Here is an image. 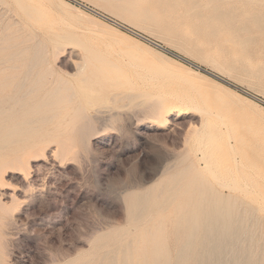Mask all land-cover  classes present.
<instances>
[{
    "label": "rangeland",
    "instance_id": "374dc122",
    "mask_svg": "<svg viewBox=\"0 0 264 264\" xmlns=\"http://www.w3.org/2000/svg\"><path fill=\"white\" fill-rule=\"evenodd\" d=\"M132 1L154 22L105 0H0V42L27 48L18 69L0 49V264H264V179L218 188L198 150L208 132L225 169L264 178V0ZM104 60L110 90L76 77ZM174 104L187 114L160 109Z\"/></svg>",
    "mask_w": 264,
    "mask_h": 264
},
{
    "label": "bare ground",
    "instance_id": "6f19581e",
    "mask_svg": "<svg viewBox=\"0 0 264 264\" xmlns=\"http://www.w3.org/2000/svg\"><path fill=\"white\" fill-rule=\"evenodd\" d=\"M105 1H107L108 3H112L113 4V6H115L118 10H121V11H123L124 13H127V14H129V15H132L133 17H136L138 20H141V21H146V20H150V21H152V20H154V17L151 15H149V14H147V13H145V12H143V11H140V10H138L137 8H135L134 6H133V1L132 0H105ZM152 22H154V21H152ZM158 23V22H157ZM6 27V26H5ZM2 28V27H1ZM4 29H6V28H4ZM7 29H8V27H7ZM249 29V28H248ZM240 31H243V32H245V33H247V32H254V33H259V32H261V31H259L258 29H255V28H253V29H251L250 31L248 30L247 31V29H245V28H241L240 29ZM4 34V33H3ZM20 37L21 36H16L15 34H12V33H10V34H7V35H5V36H3L2 37V39H1V42L3 43V45H0V49L1 50H4V51H7V50H9V55H8V57H7V59H6V61L7 62H9L10 64H12V67L14 68V69H18L19 68V66H18V62L19 61H22L21 59L24 57V54H25V51H26V49H25V47L23 48V47H21V44H23V41L22 40H20ZM253 37V36H252ZM252 37L251 36H244V37H241V36H239V35H237V34H231L230 36H228L227 38L229 39V40H237L239 43H241V44H247V43H250V39L251 40H253L252 39ZM253 41H256V42H261V41H264V37H262L261 35L259 36H257V37H255V39L253 40ZM0 42V43H1ZM254 43V42H253ZM38 44V43H37ZM34 45V44H33ZM39 45V44H38ZM41 45V44H40ZM30 48V47H29ZM35 48V47H34ZM38 48V47H37ZM46 50L47 49H45V47H43L42 48V50H41V60L44 58L43 56L46 54ZM30 54V53H29ZM93 57V59L94 60H98V59H100V57H97V56H92ZM29 58V57H28ZM92 59V58H91ZM5 61V60H4ZM45 61H46V59H45ZM26 64H28V63H26ZM4 65V64H3ZM91 65H93V64H91ZM104 65L105 66H94L93 65V67L92 68H90V69H88V71L86 72V65H85V63H82V64H78L77 65V69H76V77L77 76H82V80L81 81H89V82H91L92 84H94V85H96L98 88H99V91H105V90H107V89H109V87L110 86H112V84H111V81H113L114 80V78H115V80H117L118 79V77H120L121 76V73H120V68L115 64V63H113V62H111V61H108V60H104ZM2 66V65H1ZM37 66V63H35V64H33V63H31V65H30V67H29V69H28V72L29 71H32V70H34L35 69V67ZM11 66H9V68H10ZM11 67V68H12ZM46 67V66H45ZM151 67V66H150ZM10 69V70H14V69ZM21 68V67H20ZM49 68V67H48ZM156 68V67H155ZM42 69H44V67L42 68ZM47 69V68H46ZM37 70V72L35 73V75L34 76H36L35 77V81H34V85L36 86H38V84H40V83H42L45 79H46V76L48 75L47 74V70ZM260 69H261V67H260ZM122 70V69H121ZM151 70V69H150ZM49 71H50V68H49ZM252 71V70H251ZM28 72H27V74H28ZM52 72V71H51ZM85 72H86V74H85ZM122 72V71H121ZM159 72H160V69H159ZM162 72V71H161ZM255 72V71H254ZM50 73V72H49ZM53 73V72H52ZM51 73V75L50 76H52L53 74ZM147 73V72H146ZM156 73V72H155ZM165 74V73H164ZM195 74H198L199 76H201V78L202 79H205L206 77L204 76V75H202V74H200V73H197V72H195ZM149 75H151L150 73H149ZM259 75L260 76H262V77H264V70H263V72H260L259 73ZM146 76V75H145ZM147 76H148V74H147ZM152 76V75H151ZM149 77V76H148ZM153 77V76H152ZM152 77H149V81H150V78H152ZM7 78V77H6ZM10 78V77H9ZM9 78H7V79H9ZM153 79V78H152ZM151 79V80H152ZM11 80V79H10ZM32 81V82H33ZM59 82H64V81H58V84L57 85H59ZM17 83V82H16ZM131 83V82H130ZM62 85H63V83H62ZM65 85H67V84H65ZM115 87V86H114ZM117 87V86H116ZM63 88H66V87H61V86H57L56 88H55V90L53 91V94H50V95H54V96H52V99H56L55 101H57V98L56 97H58L60 100H62L63 101V99L65 100L66 99V101H68L71 97H73L74 95H73V90H72V87L71 86H69L68 88H66V90H63ZM118 88V87H117ZM110 90V89H109ZM61 92H63V93H61ZM229 92V91H228ZM98 93V92H97ZM99 94V93H98ZM110 95V94H109ZM56 96V97H55ZM103 96V95H102ZM138 96V94L135 96V95H132V94H130V93H126V94H117V93H112L111 95H110V99H111V101L113 100L114 102L115 101H122V100H130V99H132L133 97H134V99H135V97H137ZM15 97V96H14ZM100 98H102L101 96L98 98V99H100ZM107 98V97H106ZM103 100V99H102ZM107 100V99H106ZM49 101H51V100H49ZM153 102V101H152ZM154 102H156V101H154ZM16 103V102H15ZM148 103V102H147ZM177 104V103H176ZM154 106V105H153ZM188 106H186V105H171V106H168V107H161V105H160V109L161 110H165V111H170L171 113H175V114H177V115H185V114H187V112H188ZM193 108H195V107H193ZM157 109V108H156ZM152 112H153V108H152ZM151 113V112H150ZM1 114V113H0ZM2 114H4V113H2ZM11 114H13V113H11ZM38 115V114H37ZM40 115V114H39ZM8 116V115H7ZM5 118V117H4ZM7 118V117H6ZM19 119V118H18ZM32 119V118H31ZM1 121V120H0ZM4 121V120H3ZM28 122V121H27ZM19 123V122H18ZM25 124V123H24ZM23 125V124H22ZM13 126V125H12ZM15 126V125H14ZM1 128V127H0ZM16 128V127H15ZM22 129V128H21ZM16 130V129H15ZM19 130V129H18ZM26 130V129H25ZM17 131V130H16ZM14 132V131H13ZM18 132V131H17ZM21 132V131H20ZM29 133V132H28ZM200 135V140H198V143H199V141H200V149L198 148V150L199 151H201V153H202V157H201V159H200V161H203L204 162V167L202 168V170L204 171V172H207V174H209L210 175V177H211V179L214 181V183H215V185L216 186H218V188H221V189H228V190H234L235 188H234V186H232V184L234 183H236L235 185L239 188V189H241L242 191H244V192H247V193H249L250 192V189H252V188H255V187H259V184L257 183L258 182V178H262V179H264L263 177H261V176H258V174H257V172H255L256 173V175H253V174H251V173H247V174H245L244 176H242L241 177V179L239 178V176L236 174L237 172H236V170H237V168H239V167H233L231 164H230V166H229V168L228 169H225V167H224V165H223V157L225 156L224 155V153H222V150H221V146H220V144H219V142H218V140H217V138L216 137H214L213 135H211V134H209L208 132H202V134H199ZM198 135V136H199ZM197 137V136H196ZM198 139V138H197ZM197 143V144H198ZM225 148L224 149H228L230 146H229V144H226V145H223ZM200 153V152H199ZM200 153V154H201ZM247 156V155H246ZM247 159H248V157H246ZM250 158V157H249ZM249 160V159H248ZM247 161V160H246ZM250 161V160H249ZM252 161V160H251ZM254 162V161H253ZM248 163V162H247ZM250 165V164H249ZM257 165V164H256ZM255 164H252V166H254L253 168L255 169V170H259V167H261V166H256ZM251 166V165H250ZM261 169H262V167H261ZM199 170H201L200 168H199ZM201 170V178L203 179L204 177H205V175H202V174H206V173H204L203 171ZM223 170H225L226 171V174L225 175H222L221 174V172H223ZM199 172V171H198ZM200 174V173H199ZM208 176V175H207ZM209 177V176H208ZM232 183V184H231ZM163 188V187H162ZM236 190V189H235ZM192 191V190H191ZM219 192V191H218ZM251 193V192H250ZM204 195V194H203ZM220 195V194H219ZM217 198H218V196H216ZM219 197H221V195L219 196ZM200 198V197H199ZM213 198H214V196H213ZM203 199V198H202ZM205 199V198H204ZM197 200V199H196ZM216 200V199H215ZM203 201V200H202ZM197 202H198V200H197ZM199 202H200V200H199ZM194 203V202H193ZM202 203V202H201ZM215 203V202H214ZM198 204V203H197ZM196 204V202H195V205H197ZM200 204V203H199ZM199 204H198V206H199ZM203 204V203H202ZM201 204V205H202ZM220 204V203H219ZM219 204H218V206H219ZM148 205V204H147ZM189 206V205H188ZM197 206V207H198ZM194 207V206H193ZM196 207V206H195ZM200 207V206H199ZM215 207V206H214ZM216 208V207H215ZM191 209V208H190ZM222 209V208H221ZM197 209H195V211H196ZM199 210V209H198ZM198 210H197V212L196 213H199L198 212ZM202 211H203V209H202ZM206 211V210H205ZM216 211V210H215ZM193 213H194V209H193ZM195 213V214H196ZM207 213V212H206ZM144 214V213H143ZM194 214V215H195ZM200 214V213H199ZM210 214V213H209ZM191 215H193L192 214V212H191ZM200 215H202V214H200ZM208 215V214H207ZM206 215V216H207ZM229 215V214H228ZM205 216V217H206ZM193 217V216H192ZM191 217V218H192ZM184 218V217H183ZM182 218V219H183ZM187 218H190V216L189 217H187ZM191 218L189 219L190 220V222H192L193 223V221H191ZM199 218H201V216L199 217ZM207 218V217H206ZM193 219V218H192ZM188 220V221H189ZM196 220V219H195ZM200 220V219H199ZM203 220H204V218H203ZM185 222H187V220H185ZM199 222V221H198ZM201 223L202 222H204V221H200ZM197 223V224H199V225H201V223ZM191 223V224H192ZM195 223V222H194ZM211 223V222H210ZM186 224V223H185ZM206 224V223H205ZM204 224V225H205ZM188 225L190 226V223H188ZM203 225V226H204ZM194 227L196 226V225H193ZM202 226V227H203ZM192 227V226H191ZM211 227V226H210ZM162 228V227H161ZM193 228V227H192ZM192 228L190 229L191 231H192ZM197 228V227H196ZM195 228V229H196ZM187 229V228H186ZM198 229H200V228H198ZM198 229H196V230H198ZM202 229V228H201ZM200 229V230H201ZM194 230V229H193ZM150 231V230H149ZM186 231V230H185ZM195 231V230H194ZM190 233V232H189ZM188 233V234H189ZM200 233V232H199ZM187 233H186V236L188 235ZM191 234V233H190ZM189 234V237L192 235H190ZM194 234V233H193ZM139 235V234H138ZM137 235V236H138ZM196 235V234H195ZM200 235V234H199ZM194 235H192V237H193ZM195 237V236H194ZM138 238V237H137ZM188 239V238H187ZM194 239V238H193ZM192 238L190 239V240H193ZM185 240V239H184ZM183 240V241H184ZM189 240V239H188ZM203 240V239H202ZM185 243V242H184ZM188 243V242H187ZM181 244V243H180ZM194 245V244H193ZM131 247H133V246H131ZM187 247V246H186ZM189 247H190V245H189ZM185 248V247H184ZM128 249V248H127ZM186 249V248H185ZM187 250V249H186ZM130 251V250H129ZM161 251V250H160ZM185 251V250H184ZM124 252H125V250H124ZM131 252V251H130ZM188 252V251H187ZM148 253V252H147ZM183 253V252H182ZM132 254V253H131ZM154 254V253H153ZM184 256H185V254H184ZM135 257V256H134ZM164 257V256H163ZM185 258V257H184ZM158 260H159V258H158ZM181 261V260H180Z\"/></svg>",
    "mask_w": 264,
    "mask_h": 264
}]
</instances>
